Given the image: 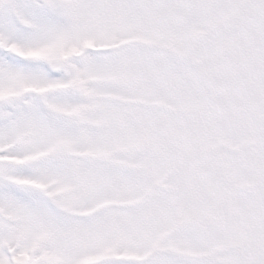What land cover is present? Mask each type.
Returning a JSON list of instances; mask_svg holds the SVG:
<instances>
[{"label": "snow or ice", "instance_id": "snow-or-ice-1", "mask_svg": "<svg viewBox=\"0 0 264 264\" xmlns=\"http://www.w3.org/2000/svg\"><path fill=\"white\" fill-rule=\"evenodd\" d=\"M0 264H264V0H0Z\"/></svg>", "mask_w": 264, "mask_h": 264}]
</instances>
